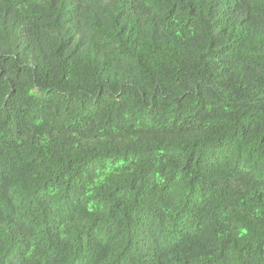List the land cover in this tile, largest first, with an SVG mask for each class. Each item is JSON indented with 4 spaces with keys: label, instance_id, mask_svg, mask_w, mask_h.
<instances>
[{
    "label": "trees",
    "instance_id": "obj_1",
    "mask_svg": "<svg viewBox=\"0 0 264 264\" xmlns=\"http://www.w3.org/2000/svg\"><path fill=\"white\" fill-rule=\"evenodd\" d=\"M0 264H264V0H0Z\"/></svg>",
    "mask_w": 264,
    "mask_h": 264
}]
</instances>
